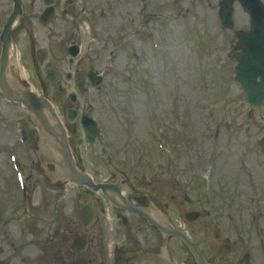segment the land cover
<instances>
[{
    "label": "rangeland",
    "instance_id": "374dc122",
    "mask_svg": "<svg viewBox=\"0 0 264 264\" xmlns=\"http://www.w3.org/2000/svg\"><path fill=\"white\" fill-rule=\"evenodd\" d=\"M8 112L12 113L13 111H8ZM10 117H12V116H10ZM6 135L7 134L0 129V136H6ZM232 146L233 147H232L231 151L229 152V155H226V157H225L226 160L225 161L220 160L218 163V167H220V168H222V167L231 168L232 167V163L234 164V162H235V160L233 161V149H234L235 144H232Z\"/></svg>",
    "mask_w": 264,
    "mask_h": 264
}]
</instances>
